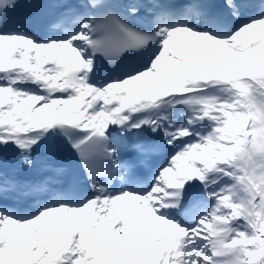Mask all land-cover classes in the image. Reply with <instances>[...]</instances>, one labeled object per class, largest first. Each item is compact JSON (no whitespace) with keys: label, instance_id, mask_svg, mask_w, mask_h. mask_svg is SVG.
Segmentation results:
<instances>
[{"label":"snow or ice","instance_id":"6c2138e0","mask_svg":"<svg viewBox=\"0 0 264 264\" xmlns=\"http://www.w3.org/2000/svg\"><path fill=\"white\" fill-rule=\"evenodd\" d=\"M0 0V264H264V0Z\"/></svg>","mask_w":264,"mask_h":264}]
</instances>
